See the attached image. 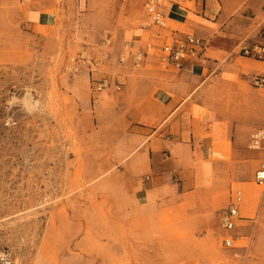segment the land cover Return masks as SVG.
<instances>
[{"label":"rangeland","instance_id":"374dc122","mask_svg":"<svg viewBox=\"0 0 264 264\" xmlns=\"http://www.w3.org/2000/svg\"><path fill=\"white\" fill-rule=\"evenodd\" d=\"M129 1L0 0V264H242L243 247L246 264H264V152L249 149L264 90L255 74L121 65L127 33L147 21ZM175 100L191 106L199 141L150 170L159 133L142 134V122ZM156 179L166 188L144 196ZM239 191L246 220L227 249L221 217Z\"/></svg>","mask_w":264,"mask_h":264},{"label":"crops","instance_id":"0c3cea01","mask_svg":"<svg viewBox=\"0 0 264 264\" xmlns=\"http://www.w3.org/2000/svg\"><path fill=\"white\" fill-rule=\"evenodd\" d=\"M136 1L138 0H133ZM139 1L144 8V1ZM165 15V29L156 26L143 28L142 25L141 30L127 33L131 41L125 43L126 46L138 51L153 47L154 55L146 58L144 68L157 66L164 44L174 41L175 38L191 35L206 42L205 52L186 64L180 73L199 78V75L208 71L207 80L212 81L226 74L231 78L242 79H247L246 77L253 74L258 75V62L264 64V61L246 58L241 55V50L245 46L258 43L260 29L264 28V0H180L178 4L166 9ZM139 31L148 33L144 45H141L143 38L137 41ZM245 66L251 69H246ZM168 105L170 109L167 113L146 118L140 128L141 133L147 136L153 137L159 133V137L151 143L150 149L156 162L150 165V170L159 167V157L166 149H194L199 141L194 123L196 116L191 106L187 105V100H175L165 104ZM199 115L202 121L200 135H210L211 131L205 128L210 122V117L204 112ZM212 139L206 140V144H202L201 148L212 149ZM165 188L166 186L156 179L146 184L141 193L148 197V194Z\"/></svg>","mask_w":264,"mask_h":264},{"label":"built area","instance_id":"2783aa9c","mask_svg":"<svg viewBox=\"0 0 264 264\" xmlns=\"http://www.w3.org/2000/svg\"><path fill=\"white\" fill-rule=\"evenodd\" d=\"M128 0H123L127 2ZM143 6L145 14L147 16V21L143 28H150L156 26L162 29L167 28V21L165 10L169 9L179 3L180 0H143ZM107 46L111 45V41H105ZM206 48V42L196 36H184L175 38L174 41L164 44L161 48V54L158 57L159 66L162 69L168 70L170 68L181 71L185 68L186 64L192 61L194 58L199 57L204 54ZM130 46H126L125 50L119 57V63L125 65L129 61L132 62L135 68H141L144 65L146 58L154 53L153 47H148L145 51H139L133 53ZM241 55L254 59L257 61H264V42L254 43L245 46L241 50ZM89 56H82L84 61H87ZM252 87L259 90H264V74L254 75L250 79ZM110 85L108 79H102L98 84V91H103L107 89ZM249 149L254 152H264V130L254 131L249 140ZM255 183L259 187L264 188V161L255 173ZM243 206V194L242 192H237L235 198L223 213L221 217V228L225 233V238L223 240L224 247L227 249H236L235 243L238 241L236 239V231L238 229V223L242 222L244 219L241 216V209ZM246 250L244 254V261L242 264H246L245 257L247 255V247H243Z\"/></svg>","mask_w":264,"mask_h":264},{"label":"bare ground","instance_id":"6f19581e","mask_svg":"<svg viewBox=\"0 0 264 264\" xmlns=\"http://www.w3.org/2000/svg\"><path fill=\"white\" fill-rule=\"evenodd\" d=\"M259 69V68H258ZM0 260L1 261H5V259H4V257L2 256V257H0Z\"/></svg>","mask_w":264,"mask_h":264}]
</instances>
